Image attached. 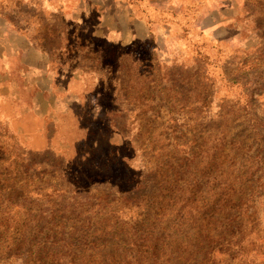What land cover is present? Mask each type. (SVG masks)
I'll use <instances>...</instances> for the list:
<instances>
[{
  "label": "rangeland",
  "instance_id": "1",
  "mask_svg": "<svg viewBox=\"0 0 264 264\" xmlns=\"http://www.w3.org/2000/svg\"><path fill=\"white\" fill-rule=\"evenodd\" d=\"M0 264H264V0H0Z\"/></svg>",
  "mask_w": 264,
  "mask_h": 264
}]
</instances>
